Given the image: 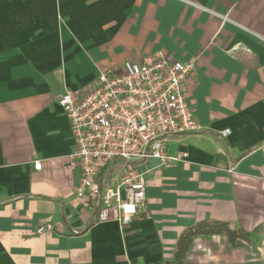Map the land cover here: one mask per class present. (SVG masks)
Returning a JSON list of instances; mask_svg holds the SVG:
<instances>
[{
	"label": "crops",
	"instance_id": "0c3cea01",
	"mask_svg": "<svg viewBox=\"0 0 264 264\" xmlns=\"http://www.w3.org/2000/svg\"><path fill=\"white\" fill-rule=\"evenodd\" d=\"M158 51L194 62L201 128L145 162L143 212L98 222L58 97ZM203 222L252 234L197 235L184 264H264V0H0V264H175Z\"/></svg>",
	"mask_w": 264,
	"mask_h": 264
},
{
	"label": "built area",
	"instance_id": "2783aa9c",
	"mask_svg": "<svg viewBox=\"0 0 264 264\" xmlns=\"http://www.w3.org/2000/svg\"><path fill=\"white\" fill-rule=\"evenodd\" d=\"M194 70V62L158 51L122 73L100 74L89 90L58 97L74 141L76 197L92 205L96 221L127 226L147 206L145 162H169L166 137L200 130L187 101L186 80ZM116 160L119 168L108 170Z\"/></svg>",
	"mask_w": 264,
	"mask_h": 264
},
{
	"label": "trees",
	"instance_id": "16d2710c",
	"mask_svg": "<svg viewBox=\"0 0 264 264\" xmlns=\"http://www.w3.org/2000/svg\"><path fill=\"white\" fill-rule=\"evenodd\" d=\"M264 231V224L255 228L254 231ZM223 233L233 245H241L250 240V232L243 230H231L224 222H203L185 230L179 237L173 254L175 264H184L186 253L197 235ZM161 264H170L169 261H163Z\"/></svg>",
	"mask_w": 264,
	"mask_h": 264
},
{
	"label": "rangeland",
	"instance_id": "374dc122",
	"mask_svg": "<svg viewBox=\"0 0 264 264\" xmlns=\"http://www.w3.org/2000/svg\"><path fill=\"white\" fill-rule=\"evenodd\" d=\"M120 164V161H118V160H116V161H114V162H112L110 165H109V169L108 170H110V171H116L118 168H119V165Z\"/></svg>",
	"mask_w": 264,
	"mask_h": 264
}]
</instances>
